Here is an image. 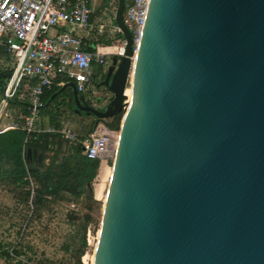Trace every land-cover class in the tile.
Masks as SVG:
<instances>
[{
    "label": "water",
    "instance_id": "95a60500",
    "mask_svg": "<svg viewBox=\"0 0 264 264\" xmlns=\"http://www.w3.org/2000/svg\"><path fill=\"white\" fill-rule=\"evenodd\" d=\"M124 10L104 110L59 90L122 113L92 264H264V0H150L135 53Z\"/></svg>",
    "mask_w": 264,
    "mask_h": 264
},
{
    "label": "built area",
    "instance_id": "2783aa9c",
    "mask_svg": "<svg viewBox=\"0 0 264 264\" xmlns=\"http://www.w3.org/2000/svg\"><path fill=\"white\" fill-rule=\"evenodd\" d=\"M149 1L125 0L123 21L132 34L133 53L139 43ZM92 2L0 0V48L11 64L10 77L3 84L0 96V134L22 129L27 135L48 133L67 141L77 140L68 122L59 127L39 128L36 120L43 107L44 91L73 82L78 94L85 92L90 97L93 94V66H104L108 58L123 55L126 45L123 38L110 45L97 44L93 51L83 50L82 36H88L90 32L97 35L106 32L109 37L121 34L113 23L109 29L104 24L94 26L91 23ZM130 82L131 75L126 88L130 87ZM15 99L25 104L27 115L18 116L12 124L2 125L8 116V104ZM118 138L119 130H110L99 123L80 142L83 155L90 160H113Z\"/></svg>",
    "mask_w": 264,
    "mask_h": 264
},
{
    "label": "trees",
    "instance_id": "16d2710c",
    "mask_svg": "<svg viewBox=\"0 0 264 264\" xmlns=\"http://www.w3.org/2000/svg\"><path fill=\"white\" fill-rule=\"evenodd\" d=\"M101 11L100 7L91 8V23ZM113 18V14H110ZM114 24V22L112 21ZM102 24V23H100ZM115 25V24H114ZM121 34L109 37L106 32L97 35L90 32L82 36V48L86 51H93L97 44L110 45ZM8 57L0 52V90L10 76L9 71L3 68L10 67ZM102 67L93 66V85L98 88L104 81L106 74H103ZM58 80V79H57ZM99 81V82H97ZM61 87L54 86L50 91H44L41 100L43 107L39 109L36 120V127L42 128L44 124L38 123V118L47 119L51 127H59L62 120L67 119L66 113L73 116L87 117L84 112H76L73 95L70 88L61 92ZM80 97V95H79ZM81 98V97H80ZM83 101L84 97L82 96ZM89 106L91 103L85 101ZM106 105L100 110H104ZM9 119L12 123L17 116H26L25 104L12 100L8 104ZM91 117L92 122L85 127L84 124L77 132V141H67L61 136L48 133L26 134L22 129L11 130L0 134V196L3 199L12 201L10 209L6 208L3 213L9 217V227L14 230L15 240L0 239V261L3 264H31L32 258L26 251L21 241V226H28L33 218L29 217L30 199L32 204V216L39 217L42 212L53 207H65L77 205L82 200L85 203L86 213L78 219L74 217V209L67 212L70 223L79 229L78 249L71 246L74 255L71 257L73 264H81L88 247L86 241L87 228L92 221L91 204H98L93 198L92 185L97 176L99 160H90L83 155L81 141L84 140L99 123L104 124L108 129L118 131L122 120V113L119 112L109 119L97 120ZM23 124V120L20 121ZM33 188L30 186V180ZM9 197V198H8ZM73 206L72 208H74ZM33 216V217H34ZM0 217V224H1ZM18 223L22 225L18 226ZM10 236V235H9ZM73 239V238H72ZM73 242V240H72ZM74 245V242L72 243ZM69 246L63 249L68 251ZM39 264H52L43 262Z\"/></svg>",
    "mask_w": 264,
    "mask_h": 264
},
{
    "label": "rangeland",
    "instance_id": "374dc122",
    "mask_svg": "<svg viewBox=\"0 0 264 264\" xmlns=\"http://www.w3.org/2000/svg\"><path fill=\"white\" fill-rule=\"evenodd\" d=\"M90 7L92 9L100 7L101 9V11L96 15V19L94 20L93 25L97 26L98 24L102 23L106 25V29H109V26L112 25L114 14L117 8V0H93ZM110 14H113V18L110 17ZM111 62L112 59L108 58L106 64L103 66V74H105L109 69L108 65H110ZM127 88H129V86ZM91 92H93V94L90 97L85 92H82L79 95L81 98L82 96L84 97V102L86 100L88 103H92V101L89 99L91 98L93 100V103H98V108L104 107L105 104L107 105L112 97L111 93L101 84L98 88H95L93 85ZM65 117L67 119H64L65 122L63 123L68 122L71 130L74 131L76 135H78L77 132L83 125V123L92 121L91 117L73 116L68 113H66ZM44 119L46 118H42L40 116L38 118V123L42 124ZM100 163L104 164L107 167L108 174L105 176V178H100L99 168L97 177L93 181V198L98 202V204H91L92 212L90 213V215L92 216V221L87 228L86 235L88 247L86 249L85 256L81 259V264H92L93 262V253L98 239L102 206L105 200L109 178L111 175L112 158L107 159V161H100ZM97 185H100V192L98 196L95 193ZM84 205V201L81 200L79 204L73 205L75 206L74 208H71V205H67L62 208L53 207L52 209H48L42 212L39 217H35L34 215V217L32 216V208L30 206L29 217L33 218V221H31L28 226H24V224L22 225L21 223H18V226L22 225L21 241L24 247H28L30 249L26 252L32 258L31 264H39L45 261L52 264H73L71 257L74 255V252L70 247L74 246L76 247V249H78V237L80 235V232L79 229L74 226V224L69 222L67 212L70 209H74V217L76 218L74 223L76 225L78 223V219H80V217L87 211ZM11 206L12 201H10L9 199H3L0 196V217L2 218L0 224V239H10L14 241L16 239L14 230H12L14 228L11 227L10 229V219L6 215V213L3 214L6 211L7 207L11 210ZM72 240L74 242V245H72ZM64 246H69L70 249L66 251L63 249ZM0 264H3L2 261H0Z\"/></svg>",
    "mask_w": 264,
    "mask_h": 264
},
{
    "label": "crops",
    "instance_id": "0c3cea01",
    "mask_svg": "<svg viewBox=\"0 0 264 264\" xmlns=\"http://www.w3.org/2000/svg\"><path fill=\"white\" fill-rule=\"evenodd\" d=\"M91 6V5H90ZM0 52H4L1 48H0ZM5 53V52H4ZM6 55V54H5ZM8 63H10L9 62V60H8ZM112 64V63H111ZM11 67V66H10ZM10 67H4L3 68V70L4 71H9L10 72ZM110 69V68H109ZM11 74V73H10ZM105 74H107V72L105 73ZM10 77V76H9ZM106 77V76H105ZM105 80V79H104ZM104 82V81H103ZM102 82V83H103ZM102 83H101V85H102ZM31 84H34V83H31ZM69 88V87H68ZM2 89H3V87H2ZM71 89V88H70ZM1 92H2V90H0V96H1ZM72 92V91H71ZM91 101H92V106H94L95 108H97V109H100V108H98V103H96V102H94L93 103V100L91 99V98H89ZM88 100V99H87ZM86 101V100H85ZM87 102V101H86ZM103 104V103H102ZM105 104V103H104ZM106 105V104H105ZM104 106V105H103ZM6 113L8 114V116H7V118H6V120H3L2 122H1V124L2 125H9V124H12V122L10 121V120H7V119H9V113H8V106H7V110H6ZM18 117V116H17ZM17 117H16V119H17ZM16 119H15V121H16ZM63 122H65L64 120H62ZM47 122V119H44L43 120V122H42V124H44V126L43 127H48L49 125L46 123ZM62 122V123H63ZM92 121H87L86 123H83L84 124V126L85 127H88V125L91 123ZM9 131H11V130H9ZM7 132V131H6ZM5 133V132H4ZM2 134V133H1ZM102 163H100L99 164V168H100V165H101ZM99 168H98V170H99ZM98 172V171H97ZM97 177V176H96ZM30 180V179H29ZM30 186H31V188H33V183L31 182V180H30ZM97 186H100V185H97ZM96 186V187H97ZM97 189V188H96ZM96 189H95V193H96V195H97V192H96ZM93 190V189H92ZM100 192V191H99ZM93 194V193H92ZM99 194V193H98ZM32 199V198H31ZM31 199H30V206H31V208H33L32 207V204H31ZM71 208H72V205H71Z\"/></svg>",
    "mask_w": 264,
    "mask_h": 264
},
{
    "label": "bare ground",
    "instance_id": "6f19581e",
    "mask_svg": "<svg viewBox=\"0 0 264 264\" xmlns=\"http://www.w3.org/2000/svg\"><path fill=\"white\" fill-rule=\"evenodd\" d=\"M125 93H126V96L130 99L131 92H130V89L129 88L126 89ZM107 174H108L107 167L104 164H102L101 167H100V171H99L100 178H102V179L105 178V176ZM99 190H100V186H97V189H96L97 196H98Z\"/></svg>",
    "mask_w": 264,
    "mask_h": 264
},
{
    "label": "flooded vegetation",
    "instance_id": "af4514ba",
    "mask_svg": "<svg viewBox=\"0 0 264 264\" xmlns=\"http://www.w3.org/2000/svg\"><path fill=\"white\" fill-rule=\"evenodd\" d=\"M111 63H112V62H111ZM108 66H109V68H110V67H111V64H110V65H108ZM101 67H102V70H103V68H104V67H103V66H101ZM108 70H109V69H108ZM108 70H107V71H108ZM107 71H106V72H107Z\"/></svg>",
    "mask_w": 264,
    "mask_h": 264
}]
</instances>
